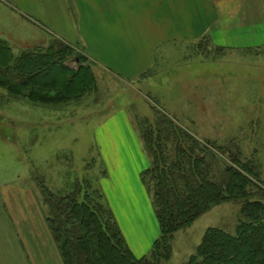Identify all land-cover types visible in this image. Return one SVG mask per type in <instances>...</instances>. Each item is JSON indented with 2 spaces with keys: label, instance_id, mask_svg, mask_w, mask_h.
Instances as JSON below:
<instances>
[{
  "label": "rangeland",
  "instance_id": "374dc122",
  "mask_svg": "<svg viewBox=\"0 0 264 264\" xmlns=\"http://www.w3.org/2000/svg\"><path fill=\"white\" fill-rule=\"evenodd\" d=\"M223 1L221 10L232 16V21H222L229 25L223 45L209 40L182 45L164 63L157 60L145 78L150 81L135 82L133 89L94 66L96 90L70 104L33 105L0 88V190L12 186L31 190L45 214L42 182L49 190L66 194L78 181L90 180L102 192L107 173L95 136L103 121L124 111L139 138L145 119L153 121L155 113L162 112L199 139L219 146L233 142L244 159L259 165L264 183V0ZM18 2L0 0V39L16 56L48 40L47 32L31 21L29 12H22ZM254 16L260 18L254 21ZM260 22L258 36L255 29ZM241 29L246 31L243 36ZM74 57L68 61L71 68L77 66ZM241 207L240 201L222 203L177 232L166 264H186L208 228L235 234L243 219ZM151 212V220L135 223L133 234L127 235L129 243L143 234L148 246L160 236L153 207ZM151 248L144 254L131 251L141 258Z\"/></svg>",
  "mask_w": 264,
  "mask_h": 264
},
{
  "label": "trees",
  "instance_id": "16d2710c",
  "mask_svg": "<svg viewBox=\"0 0 264 264\" xmlns=\"http://www.w3.org/2000/svg\"><path fill=\"white\" fill-rule=\"evenodd\" d=\"M73 56L75 68L68 65ZM96 83L90 59L62 41L16 56L0 39V88L13 99L56 107L79 101L96 90ZM140 139L151 161L141 181L151 192L160 228L150 253L141 258L133 254L103 193L90 180L78 181L66 194L42 182L45 220L63 263L166 264L177 232L215 206L240 201L243 219L235 234L208 228L186 264H264V183L259 165L244 159L233 142L219 146L199 139L162 112H156L153 121L145 119Z\"/></svg>",
  "mask_w": 264,
  "mask_h": 264
},
{
  "label": "crops",
  "instance_id": "0c3cea01",
  "mask_svg": "<svg viewBox=\"0 0 264 264\" xmlns=\"http://www.w3.org/2000/svg\"><path fill=\"white\" fill-rule=\"evenodd\" d=\"M221 1L19 0L18 4L47 32V43H37L36 48L54 39L77 47L94 68L133 89L135 82L150 81L142 76L157 60L164 63L182 45H195L206 38L211 44L223 45L229 25L222 21L230 22L232 16L221 10ZM261 29L260 22L255 29L258 36ZM97 133L94 144L107 173L102 180L105 202L131 250L144 254L159 237L147 246L145 235L135 237L133 243L127 235L133 234L135 223L152 219V198L141 181L150 158L125 111L103 121ZM35 196L20 187L0 190V264H64Z\"/></svg>",
  "mask_w": 264,
  "mask_h": 264
}]
</instances>
